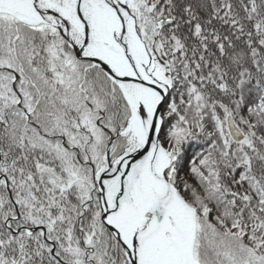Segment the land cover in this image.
I'll list each match as a JSON object with an SVG mask.
<instances>
[{
	"label": "snow or ice",
	"instance_id": "6c2138e0",
	"mask_svg": "<svg viewBox=\"0 0 264 264\" xmlns=\"http://www.w3.org/2000/svg\"><path fill=\"white\" fill-rule=\"evenodd\" d=\"M0 264H264V0H0Z\"/></svg>",
	"mask_w": 264,
	"mask_h": 264
}]
</instances>
